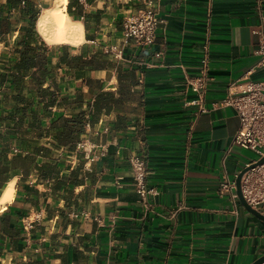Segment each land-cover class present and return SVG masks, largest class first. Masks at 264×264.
I'll list each match as a JSON object with an SVG mask.
<instances>
[{"label":"crops","instance_id":"0c3cea01","mask_svg":"<svg viewBox=\"0 0 264 264\" xmlns=\"http://www.w3.org/2000/svg\"><path fill=\"white\" fill-rule=\"evenodd\" d=\"M95 4L68 6L90 42L73 49L37 35L34 0L0 3V192L20 178L0 214V264L253 263L264 223L220 191L253 160L228 152L239 120L222 103L223 84L264 80V0H156L149 46L122 26L143 0Z\"/></svg>","mask_w":264,"mask_h":264},{"label":"built area","instance_id":"2783aa9c","mask_svg":"<svg viewBox=\"0 0 264 264\" xmlns=\"http://www.w3.org/2000/svg\"><path fill=\"white\" fill-rule=\"evenodd\" d=\"M155 2L156 0H143V9L126 15L122 21L125 37L133 39L140 46H149L154 42L156 28L160 23ZM256 34L264 42V34L262 32ZM261 54L263 58L259 65L264 64V51ZM203 63L206 64V61L204 60ZM223 86L227 88V96L222 105L232 108L239 120V129L232 139L228 152L238 147L256 154L257 159L248 163L247 167L264 157V80L248 83L241 91H235L232 83H225ZM189 87L198 96L194 103L202 106L205 80L195 79L189 83ZM83 149L86 156L89 152L85 150L84 145L79 144L78 150ZM129 162L136 193L145 200L148 194H153V190L146 189V166L139 157H133ZM241 187L245 201L258 210V207L264 204V164L247 172L242 178ZM220 191L221 194L229 195L232 201L237 200L235 183L227 175L222 178Z\"/></svg>","mask_w":264,"mask_h":264},{"label":"clouds","instance_id":"9594fccd","mask_svg":"<svg viewBox=\"0 0 264 264\" xmlns=\"http://www.w3.org/2000/svg\"><path fill=\"white\" fill-rule=\"evenodd\" d=\"M35 6L39 9V14L36 19L35 31L43 42L49 47L53 48L61 45H68L70 48L79 49L81 46L90 43L86 40V28L83 18L75 20L68 13V6L71 0H34ZM84 2V0H81ZM0 3H7V0H0ZM26 0H21V6H25ZM48 4L49 7H44ZM105 0H96L95 8L103 9ZM71 30L72 35L69 36L68 30ZM20 35L19 31L11 36V41L15 42L16 38ZM3 43H0V53L6 51ZM73 55L78 52L73 51ZM101 77L104 73L100 74ZM115 83V79L112 81ZM89 151L91 146H89ZM20 178L14 177L8 181L6 187L0 192V214L7 211L16 198V184ZM43 191V188H41ZM40 217L35 213L29 218L30 220H37Z\"/></svg>","mask_w":264,"mask_h":264},{"label":"water","instance_id":"95a60500","mask_svg":"<svg viewBox=\"0 0 264 264\" xmlns=\"http://www.w3.org/2000/svg\"><path fill=\"white\" fill-rule=\"evenodd\" d=\"M264 164V157L260 158L258 161H256L255 163H251L249 166L245 167L244 169H242L239 174L237 175L234 183H235V193L237 196V199L240 203V205L248 212L250 213L252 216H254L256 219L260 220L261 222L264 223V215L261 214L258 210L252 208L243 198V194H242V187H241V182H242V178L243 176L249 172L250 170L261 166ZM264 263V255H262L261 257H259L258 259H256L253 263L251 264H263Z\"/></svg>","mask_w":264,"mask_h":264},{"label":"rangeland","instance_id":"374dc122","mask_svg":"<svg viewBox=\"0 0 264 264\" xmlns=\"http://www.w3.org/2000/svg\"><path fill=\"white\" fill-rule=\"evenodd\" d=\"M235 148H238V147H234V149ZM239 149V148H238ZM241 150V149H240ZM244 154H245V156H247L249 159H251V160H256L257 159V155L256 154H254L253 152H250V151H245V150H241Z\"/></svg>","mask_w":264,"mask_h":264},{"label":"bare ground","instance_id":"6f19581e","mask_svg":"<svg viewBox=\"0 0 264 264\" xmlns=\"http://www.w3.org/2000/svg\"><path fill=\"white\" fill-rule=\"evenodd\" d=\"M67 34H68L69 36H71V35H72L70 28H69V30H68V33H67Z\"/></svg>","mask_w":264,"mask_h":264}]
</instances>
